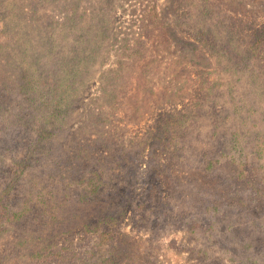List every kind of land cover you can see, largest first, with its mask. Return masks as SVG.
Returning a JSON list of instances; mask_svg holds the SVG:
<instances>
[{
	"label": "rangeland",
	"instance_id": "obj_1",
	"mask_svg": "<svg viewBox=\"0 0 264 264\" xmlns=\"http://www.w3.org/2000/svg\"><path fill=\"white\" fill-rule=\"evenodd\" d=\"M6 189L3 264H264V0H0Z\"/></svg>",
	"mask_w": 264,
	"mask_h": 264
},
{
	"label": "trees",
	"instance_id": "obj_2",
	"mask_svg": "<svg viewBox=\"0 0 264 264\" xmlns=\"http://www.w3.org/2000/svg\"><path fill=\"white\" fill-rule=\"evenodd\" d=\"M151 15H152L151 18H152L153 22L156 23V25H158V23H159L158 15L155 12H153ZM160 23H159V25H160ZM45 69H46V72L43 73L44 76L41 75L40 73H39L40 74V77L38 76V74H35V78H34L35 80H33L32 78H30L26 82L27 85L30 84L32 87H34L35 84H37L39 82H42V81H45L47 83V85L49 86V82L52 81V77L48 74V72L54 69V65L53 64H47L45 66ZM25 77H27V74H25ZM32 89H34V88H32ZM43 89H45V87H43L42 90ZM34 90L38 91V89H34ZM38 97H40L39 96V92H38ZM49 99L50 98H48V100H47L46 103H48L50 101ZM61 99H62V97H59L58 100H55L54 105L59 104L60 101H61ZM61 111H63V110H61ZM52 112L53 113L50 116H45V117L43 116L41 118V124H42V126L39 129H40L41 135H43V136L52 134V132L54 130V129H52V131H49L47 129V126H46L48 124V122H50V117L52 115L58 114L59 113V110H55L54 109ZM37 143H38V140L35 141V142L32 141V145H33L32 146V150H33V148L35 147V145ZM30 151L31 150H29L28 153H30ZM28 158H29V156H27L26 158H24V160H22L20 163H18V167H17L16 173H15V178H17L19 176V173L23 170V168L25 166L24 164L27 163V161H28L27 159ZM97 189H98V187L93 188L92 190H90V193L96 192ZM7 191H8V189H6L5 191H3L2 194L0 195V226L3 223V221H6V220H18L20 218V216L22 215V212L21 213L13 212V211H11V210H9L7 208V205L6 204H4L3 195L6 194ZM194 227H197V225L194 226ZM110 233H111V230H108L106 232H102L100 234L101 242H103V241H109L111 238H113L114 236H112V234H111V236H109ZM204 248H206L208 250V247H204ZM54 254H55L56 258L53 256L52 250H50L49 248H44L42 250H38V251L32 253L31 259L32 260H35L36 262H42V261L43 262H48V264H61L62 263L61 262L62 261L61 258H64L65 261L67 260V254H65V257H64V254H61L60 252H54ZM73 257L71 259H69L67 262H65V264H75V262H73ZM88 260L82 261V264H89V261ZM238 261H240L241 263H243L242 262L243 260L240 257H239V260ZM111 262H112V259H110V257H105L104 259H101V260L99 259L94 264H111ZM253 262H255V261H253ZM0 264H3L1 262V260H0Z\"/></svg>",
	"mask_w": 264,
	"mask_h": 264
}]
</instances>
